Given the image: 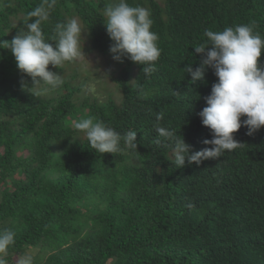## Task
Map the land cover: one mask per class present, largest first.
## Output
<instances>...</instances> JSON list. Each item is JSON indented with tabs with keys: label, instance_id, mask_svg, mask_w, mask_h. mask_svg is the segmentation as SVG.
Returning a JSON list of instances; mask_svg holds the SVG:
<instances>
[{
	"label": "trees",
	"instance_id": "obj_1",
	"mask_svg": "<svg viewBox=\"0 0 264 264\" xmlns=\"http://www.w3.org/2000/svg\"><path fill=\"white\" fill-rule=\"evenodd\" d=\"M110 2L57 0L42 24L46 38L57 22L77 18L83 49L111 54L102 16ZM127 2L150 9L161 55L149 76L125 57L116 76L106 72L120 97L98 100L81 94L90 75L80 76L77 62L49 65L65 81L55 95L23 87L31 77L4 47L42 0H0V230L16 234L7 264L25 255L32 264H264V126L249 136L242 125L239 148L180 168L156 131L162 113L160 126L178 130L193 151L211 147L198 113L218 78L208 68L193 84L184 67L199 66L194 47L206 29L254 22L264 37V0ZM87 117L137 131V150L90 149L74 128Z\"/></svg>",
	"mask_w": 264,
	"mask_h": 264
},
{
	"label": "clouds",
	"instance_id": "obj_2",
	"mask_svg": "<svg viewBox=\"0 0 264 264\" xmlns=\"http://www.w3.org/2000/svg\"><path fill=\"white\" fill-rule=\"evenodd\" d=\"M56 4L57 0H42L27 14L23 21L25 27L4 47L11 50L18 69L31 77L32 86L24 83L23 87L38 98L60 89L65 83L62 74L50 70L49 65L62 69L66 62H77L86 56L82 35L85 30L77 18L57 22L54 37L46 38L42 24L49 20ZM102 16L106 18L104 24L112 41L109 51L113 59L123 62L126 57L142 65L146 76L151 75L161 50L158 34L151 30L150 9L130 5L127 0H112L103 9ZM203 35L207 39L194 47L196 54H202L199 66L194 69L189 63L184 70L193 84L204 80L208 68L213 69L218 78L211 93L204 97L207 106L198 113L212 135L203 143L211 147L193 151L178 130L160 126L163 114H157L156 131L159 137L170 142V161L176 168L183 167L186 161L200 165L204 160L218 159L225 151L239 148L242 144L234 138V133L242 125L246 126L249 136L264 126V65L259 61L264 37L255 31L254 22L225 27L221 31L206 29ZM74 128L81 134L78 139H86L88 147L99 154L137 150V131L122 134L94 117L76 121ZM156 143L161 140L157 139ZM187 207L190 209L192 205ZM15 235L12 229L0 230V264H7L5 256L15 245ZM18 264H32V257L25 255Z\"/></svg>",
	"mask_w": 264,
	"mask_h": 264
},
{
	"label": "rangeland",
	"instance_id": "obj_3",
	"mask_svg": "<svg viewBox=\"0 0 264 264\" xmlns=\"http://www.w3.org/2000/svg\"><path fill=\"white\" fill-rule=\"evenodd\" d=\"M84 52L86 56L77 61L78 73L80 76L86 74L90 76L82 78L83 81L87 79V82L81 94L88 96L95 95L98 100H105L108 97V93H112L113 98L118 99L120 96L115 88V84L106 74L108 70H111V73L115 76L119 73L118 61L113 59L112 54L103 56L97 51L85 49ZM69 68L73 69L71 66ZM68 71L69 69H67ZM48 93L45 96L55 95L51 94V92ZM20 258L21 256L17 258V261Z\"/></svg>",
	"mask_w": 264,
	"mask_h": 264
}]
</instances>
